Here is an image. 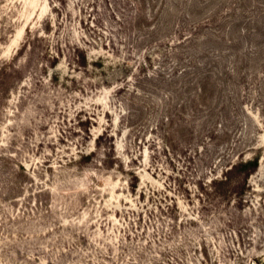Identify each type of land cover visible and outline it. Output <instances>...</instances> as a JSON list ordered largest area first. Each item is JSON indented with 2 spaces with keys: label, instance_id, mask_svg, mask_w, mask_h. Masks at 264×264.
Instances as JSON below:
<instances>
[{
  "label": "rangeland",
  "instance_id": "rangeland-1",
  "mask_svg": "<svg viewBox=\"0 0 264 264\" xmlns=\"http://www.w3.org/2000/svg\"><path fill=\"white\" fill-rule=\"evenodd\" d=\"M0 264H264V0H0Z\"/></svg>",
  "mask_w": 264,
  "mask_h": 264
},
{
  "label": "trees",
  "instance_id": "trees-1",
  "mask_svg": "<svg viewBox=\"0 0 264 264\" xmlns=\"http://www.w3.org/2000/svg\"><path fill=\"white\" fill-rule=\"evenodd\" d=\"M140 2H143V0L142 1L140 0ZM116 18L119 19V16L117 15ZM140 18H142L141 14L136 13L135 20H131V21H133L135 24L137 22L141 23V21H139ZM258 165H259L258 157L246 161L243 158H241L239 161L236 162L231 161L229 164V168L223 171L222 175L220 176L221 179H219V181L221 183H227V182H231V180L235 178L241 180H247L250 177V175L257 170ZM217 180L218 177H216V179H214L213 181L217 182Z\"/></svg>",
  "mask_w": 264,
  "mask_h": 264
}]
</instances>
